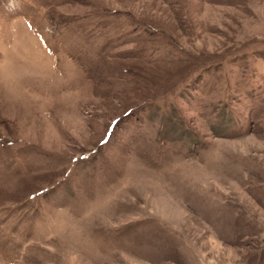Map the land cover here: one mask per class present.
Here are the masks:
<instances>
[{
    "label": "rangeland",
    "instance_id": "1",
    "mask_svg": "<svg viewBox=\"0 0 264 264\" xmlns=\"http://www.w3.org/2000/svg\"><path fill=\"white\" fill-rule=\"evenodd\" d=\"M0 264H264V0H0Z\"/></svg>",
    "mask_w": 264,
    "mask_h": 264
},
{
    "label": "trees",
    "instance_id": "2",
    "mask_svg": "<svg viewBox=\"0 0 264 264\" xmlns=\"http://www.w3.org/2000/svg\"><path fill=\"white\" fill-rule=\"evenodd\" d=\"M131 110H132V109H130V110H127L126 112H127V113H129V112H131ZM127 113H125V114H127ZM118 119H119V118H118Z\"/></svg>",
    "mask_w": 264,
    "mask_h": 264
},
{
    "label": "water",
    "instance_id": "3",
    "mask_svg": "<svg viewBox=\"0 0 264 264\" xmlns=\"http://www.w3.org/2000/svg\"><path fill=\"white\" fill-rule=\"evenodd\" d=\"M127 113V112H126ZM120 118V117H119Z\"/></svg>",
    "mask_w": 264,
    "mask_h": 264
}]
</instances>
